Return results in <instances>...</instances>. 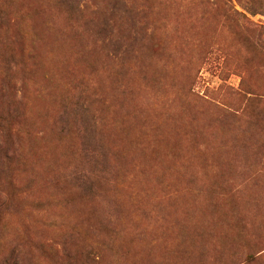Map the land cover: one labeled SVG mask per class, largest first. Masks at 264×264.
<instances>
[{
	"label": "rangeland",
	"instance_id": "obj_1",
	"mask_svg": "<svg viewBox=\"0 0 264 264\" xmlns=\"http://www.w3.org/2000/svg\"><path fill=\"white\" fill-rule=\"evenodd\" d=\"M0 264H264V0H0Z\"/></svg>",
	"mask_w": 264,
	"mask_h": 264
}]
</instances>
